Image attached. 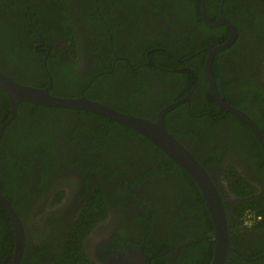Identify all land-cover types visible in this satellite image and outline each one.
<instances>
[{"label":"flooded vegetation","instance_id":"af4514ba","mask_svg":"<svg viewBox=\"0 0 264 264\" xmlns=\"http://www.w3.org/2000/svg\"><path fill=\"white\" fill-rule=\"evenodd\" d=\"M203 1L211 22L227 18L237 29L232 45L213 56L217 91L264 134V0ZM198 2L205 24L228 26L225 41L210 47L208 29L196 18L187 20L191 13L186 19L175 15L176 5L169 0H0V70L18 84L63 98L84 97L149 120L177 103L165 111V125L206 170L225 206L231 238L225 264H264V207L256 210V219L250 208L264 202L260 141L214 95L222 109L206 108L197 76L193 84L169 80L165 72L187 68L172 66L175 55L153 46L160 40L184 53L193 39L199 56L195 68L202 60L206 64L210 51L230 39L232 30L226 23L208 24ZM179 8L184 10L183 4ZM69 34L72 38H66ZM205 76L208 80L206 69ZM2 103L0 117H6ZM20 103L15 117L10 120V112L1 125L7 127L0 140V193H14L13 202L4 196L24 232L19 264H56L68 238L78 240L83 232L80 240L90 264H197L200 258L212 264L215 227L206 201L210 222L199 199L204 195L160 147L96 112L42 105L39 111ZM181 105L185 109L168 115ZM221 111L218 117L227 120L215 121L213 115ZM40 127L54 133L55 155L47 161L33 155V148L23 153L18 146L21 136L24 143L36 137L48 144ZM8 152L21 161L16 180L9 175L14 165ZM102 192L105 202L98 206ZM88 205L99 209L87 210ZM243 208L249 210L242 216ZM14 256L15 235L8 264Z\"/></svg>","mask_w":264,"mask_h":264},{"label":"water","instance_id":"95a60500","mask_svg":"<svg viewBox=\"0 0 264 264\" xmlns=\"http://www.w3.org/2000/svg\"><path fill=\"white\" fill-rule=\"evenodd\" d=\"M202 2V14L205 21L210 25H218L221 23H226L232 30V37L226 42L215 46L207 58L205 64L206 73L208 76L210 88L212 94L218 102L223 106H226L230 111L244 119L253 130L255 136L260 141L262 148L264 150V134L259 129L257 124L244 112L241 110L229 106L220 97L216 81L211 69L213 56L227 49L232 45L235 39V34L237 32L236 26L232 20L227 18H220L217 22H211L207 15V8L203 0ZM218 23V24H217ZM0 88L6 92L11 103V119L15 117L17 106L22 101L31 102L34 104H39L48 107H62L69 109H79L99 113L105 117L129 125L139 131L144 135L150 142L160 147L171 159H173L177 164L183 167L195 180L198 187L201 189L208 211L215 227L214 239L216 241L215 254L213 257L212 264H225L227 262V255L231 248V238L230 230L227 225L228 217L226 214V209L224 204L221 202L219 193L214 186L210 176L203 168V166L198 162V160L170 133L165 125V111L175 107L177 103L169 106L164 110L157 120H149L143 117L135 116L132 114H127L118 111L108 105L103 103L89 100L87 98H63L51 94L48 89H40L31 86H26L23 84H18L11 80L5 73L0 70ZM9 120V122H10ZM8 123V122H7ZM7 124L0 128V140L5 132ZM0 205L5 209L9 215L14 226L15 235V256L12 264H19L24 245V232L22 228V223L15 209L11 205L10 201L5 198L3 194L0 193Z\"/></svg>","mask_w":264,"mask_h":264},{"label":"trees","instance_id":"16d2710c","mask_svg":"<svg viewBox=\"0 0 264 264\" xmlns=\"http://www.w3.org/2000/svg\"><path fill=\"white\" fill-rule=\"evenodd\" d=\"M169 1H170V3L173 2V4L176 5V8L173 10L175 15H179L180 16L182 14V17L186 19V17H190V13H191L193 15V17H190L187 20L190 21V19L196 18L195 23H197V24L199 23L201 28L203 27L205 29H208V31H206V32L210 33V37H209V41H208V44H210V47H213L214 45L225 41L226 40L225 37L229 36L230 29L228 28V26L224 25L223 27H211L210 28L207 24L204 23L202 15H201L200 4H199L198 0H169ZM180 4L181 5L183 4L184 10L179 8ZM69 35H67L66 38H69V37L72 38L73 35L72 34H69ZM189 40H190V43H191V48L189 49V51L184 52V53L181 52L180 50L172 49L169 46L166 47L165 44L162 43L160 40H157V43L155 45H153V46H157V47L161 46L165 50L170 51L171 53H173V55H175V57H173V58L170 57V63L172 64V66H175L177 68L183 66V67L187 68L185 70L165 72V74L168 75L169 80H171V79H173V80L174 79H183V80L187 79L189 84H191V83L193 84L195 82V76H197L198 79H199V83L202 86L203 91H204V96H205V99H206V108H208L209 105H210L213 108L222 109L219 106V103L213 97V94H212V92L210 90V87H209L208 80L206 79V76H205V62L202 60L201 64L198 66V68L197 69L195 68V66H197L196 64L198 63V57H199L198 55H195L196 51L198 49V46L196 45V42L193 39H189ZM219 40H221V41H219ZM165 50H163V51H165ZM176 57H182L183 61H178ZM215 62L213 64V69L214 70H215V68H214ZM152 66L155 68V65H152ZM190 67H192L194 69V71H197V73H191L193 70L190 69ZM200 71H202L203 74ZM202 79H203V81H202ZM167 94H168V96H170L171 93L167 92ZM221 94H222V92H221ZM170 97H173V96H170ZM1 103L4 104V106H7L8 115L6 117H2V116L0 117V127L5 122V120L8 118V116L10 115L11 107H12L11 101H10L8 95L6 94V92H4L0 88V105H1ZM23 103L24 104L27 103L28 105H31V106L35 107L36 109H38L39 111H41L40 110L41 109L40 105H36L34 103H30V102H27V101H23L20 104H23ZM168 103H170V102H168ZM183 105L178 106L177 108L171 110V112H169L168 115L170 113H172L173 111L185 109V108H183ZM186 108L188 109V111L194 110V109L189 108L188 106ZM203 111L204 110H202V112ZM221 114H222V111L218 115H215V114L213 115V117H216L215 121H219V120L220 121H222V120L226 121L227 120V117L226 118H224V117H220L219 118L218 116L221 115ZM230 114L231 113H228V117H230ZM168 115H167V117H168ZM189 115L192 116L193 113L189 112ZM94 116H96V115L94 114ZM96 117H99V115L96 116ZM31 118H32V116L30 115L29 119L31 120ZM100 119H103L104 121L109 122L110 124L116 125L119 129H123L124 131H126V133H135L139 137H142L143 139H145V141H149L144 135H142L139 131H137L136 129H134L133 127H131L129 125H126V124H123V123H120V122H116L114 120H109L108 118H105V117H102V116H100ZM237 121L239 122L238 124H240V126H243V127L245 126L248 129V133H250L252 135V137L254 139H256V142H257V138L254 137L253 133L247 127L245 122H243V120H240V119H237ZM234 123H235V121H234ZM235 127L239 128L237 126H235ZM167 128H168V130L171 131V129L169 128V123H167ZM7 130H8V128H7ZM40 130L43 133L41 135V138L49 136L48 137V144H44V143L39 142V140L36 137H34V140H33L34 142L24 143L26 141L22 142V140H21L22 136H21L19 138L18 146H19V149L23 150V153L24 152H28L30 150V148H33L32 149L33 155H37L38 154V155L42 156V158L44 160L47 161V160H50L49 159L50 156L55 155V149L53 150V146H52L54 133L50 132L46 127H40ZM19 132H21V130H19ZM263 132H264V130H263ZM73 140H75V139H73ZM14 144H16V143H14ZM260 147H259V152H260V155L263 157V153H262V150H261ZM36 148H40V151L36 152L35 151ZM85 151L88 153L89 149L88 148L87 149L84 148V152ZM84 152H83V154H84ZM5 155L8 156V158L12 161V163L14 165V167L12 169V172L9 175L13 176L14 179L16 180L17 178L15 177L14 173L16 171H18V170L20 171L22 169L21 161H20V159L18 161L16 159V156L12 152H8ZM19 155H21V153H19ZM0 159H3V158L0 157ZM169 160L175 166L176 169H179V170H181L184 173V175H185L186 179H188L189 184H190L191 187L196 186L195 182L192 179H190V174L188 172L184 171L172 159H169ZM31 161L32 160H30V162ZM30 162H29V165H30ZM27 163L28 162H26V160H24L23 161V166L25 167ZM29 165H28V167H29ZM0 177H1V175H0ZM47 177H48V180H49L50 175L48 173H47ZM195 190L199 191L196 188H195ZM3 192H5V191H3ZM199 193H200V191L198 192V194ZM4 195L10 201L13 202V200L15 198L14 197V193L5 192ZM202 197L203 196L200 193L199 194V199H200L201 202L203 201L202 204H203L205 212L208 215L207 217H208L209 222H210L211 219H210V216H209V214L207 212V208L205 206V200H204V198L202 199ZM95 201H96L95 203L98 206L105 202V200L103 198V192H102L101 195H99L97 197V199ZM93 207H94L93 205H88L86 207V209L87 210H89V209L98 210L99 209V208L93 209ZM262 207H264V202L263 203H258L257 205H255L253 203V206H251L250 208L253 210L252 213H254V215L256 216V210L259 211L260 208H262ZM246 210H249V209L243 208L241 210L242 216L244 215ZM258 214H260V213H258ZM87 219H88V217H87ZM80 228L81 227L78 225V229H80ZM83 235H85V232H83L80 235L78 240L75 239V241L72 238H68L69 240L67 241V243L64 244L63 248L59 251V253L56 256V264H90L86 254H85V251L83 250L82 241L80 240V238ZM214 245H215V241L210 242V251L209 252L213 253ZM13 249H14L13 224L11 223V220H10L7 212L0 205V264H8V263L11 262L12 255H13ZM212 255H210L209 258ZM5 260H7V261L5 262ZM202 261H203L202 258L198 259L197 264H202ZM210 261H211V258H210Z\"/></svg>","mask_w":264,"mask_h":264},{"label":"clouds","instance_id":"9594fccd","mask_svg":"<svg viewBox=\"0 0 264 264\" xmlns=\"http://www.w3.org/2000/svg\"><path fill=\"white\" fill-rule=\"evenodd\" d=\"M253 219H256L257 217L255 215H252L251 216ZM245 219V218H244ZM245 220H248V219H245Z\"/></svg>","mask_w":264,"mask_h":264}]
</instances>
